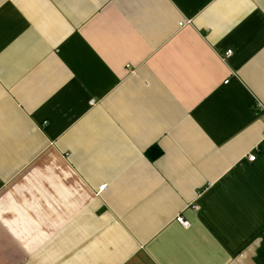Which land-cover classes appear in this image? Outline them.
Segmentation results:
<instances>
[{
  "label": "crops",
  "instance_id": "crops-1",
  "mask_svg": "<svg viewBox=\"0 0 264 264\" xmlns=\"http://www.w3.org/2000/svg\"><path fill=\"white\" fill-rule=\"evenodd\" d=\"M257 101L264 0H0V264H264Z\"/></svg>",
  "mask_w": 264,
  "mask_h": 264
},
{
  "label": "built area",
  "instance_id": "built-area-1",
  "mask_svg": "<svg viewBox=\"0 0 264 264\" xmlns=\"http://www.w3.org/2000/svg\"><path fill=\"white\" fill-rule=\"evenodd\" d=\"M189 23H190V19H184V20H181L179 22V26L180 27L181 26H185L186 24H189ZM230 53H231V50H228L226 52V55H229ZM255 108H256V110L262 112V114L264 115V104L263 103L257 101L256 104H255ZM263 134H264V131H263ZM248 158L250 160H254L255 155L254 154H249ZM103 188H105V184L100 185L98 189L102 190ZM174 220L176 222H178L184 228H187L189 226V221L184 219L181 214L176 215Z\"/></svg>",
  "mask_w": 264,
  "mask_h": 264
}]
</instances>
